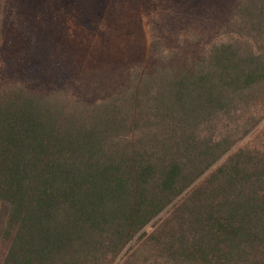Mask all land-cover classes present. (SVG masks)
I'll return each instance as SVG.
<instances>
[{
	"label": "trees",
	"instance_id": "obj_1",
	"mask_svg": "<svg viewBox=\"0 0 264 264\" xmlns=\"http://www.w3.org/2000/svg\"><path fill=\"white\" fill-rule=\"evenodd\" d=\"M263 118L264 0H0V264H264Z\"/></svg>",
	"mask_w": 264,
	"mask_h": 264
},
{
	"label": "rangeland",
	"instance_id": "obj_2",
	"mask_svg": "<svg viewBox=\"0 0 264 264\" xmlns=\"http://www.w3.org/2000/svg\"><path fill=\"white\" fill-rule=\"evenodd\" d=\"M261 128H264V118L261 122ZM244 144V141L240 142L239 144H237L232 150L238 149L239 147H241ZM7 249V244L3 241L0 240V262L2 260V258L4 257V254L6 252Z\"/></svg>",
	"mask_w": 264,
	"mask_h": 264
}]
</instances>
